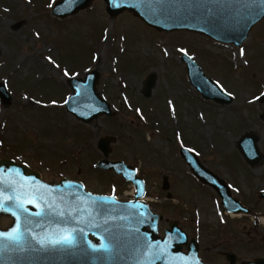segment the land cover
Returning a JSON list of instances; mask_svg holds the SVG:
<instances>
[{"label":"rangeland","instance_id":"1","mask_svg":"<svg viewBox=\"0 0 264 264\" xmlns=\"http://www.w3.org/2000/svg\"><path fill=\"white\" fill-rule=\"evenodd\" d=\"M56 1L0 0V83L11 96L7 104L0 100V158L27 165L45 182L78 180L90 193L132 200L131 183L95 167L104 158L99 139L115 137L107 159L139 171L161 237L176 222L197 241L205 263L227 264L229 251L237 264L263 258L264 160L250 168L236 142L254 132L264 156V18L237 47L187 31H156L127 11L110 17L104 0L58 19L51 14ZM183 51L231 96L229 103L202 98L192 87ZM90 70L99 74L96 90L112 116L84 124L64 103L71 94L67 79ZM180 147L223 178L249 213L228 215ZM9 223L0 221L3 228Z\"/></svg>","mask_w":264,"mask_h":264},{"label":"water","instance_id":"2","mask_svg":"<svg viewBox=\"0 0 264 264\" xmlns=\"http://www.w3.org/2000/svg\"><path fill=\"white\" fill-rule=\"evenodd\" d=\"M92 1L58 0L51 14L64 19L86 10ZM104 2L110 17L127 11L156 31H187L237 47L241 46L251 28L264 18V0ZM182 61L190 84L202 98L221 103L231 101V96L204 75L185 52ZM153 78L150 75L145 81L143 95L146 98L151 96ZM98 79L99 74L94 70L87 71L82 78L73 76L67 79L71 94L64 108L81 123L89 124L99 116H112L109 103L97 93ZM0 100L4 104L11 100L4 82L0 83ZM115 141L112 136L99 139L97 147L104 158L95 167L113 171L130 182L135 189L132 201L87 192L78 180L63 178L47 183L41 180L39 172L27 165L0 158V219L11 218L8 227L0 226V233L18 237L15 241L0 237V264H208L199 258L196 240L188 239L176 222L170 223L163 237L158 235L159 215L142 200L145 186L136 168L121 160L107 159L110 144ZM258 141V135L249 132L236 142L239 154L251 167L261 165L264 160ZM180 155L192 174L216 192L226 212L248 214L249 209L231 195L226 182L202 165L193 151L181 147ZM163 188H168L166 182ZM259 197L264 199L263 191ZM69 233L78 237L73 246L53 247L48 243ZM102 245H106L108 251H104ZM226 257L229 264H236L233 254L228 253ZM240 264H264V257Z\"/></svg>","mask_w":264,"mask_h":264},{"label":"snow or ice","instance_id":"3","mask_svg":"<svg viewBox=\"0 0 264 264\" xmlns=\"http://www.w3.org/2000/svg\"><path fill=\"white\" fill-rule=\"evenodd\" d=\"M130 178V177H129ZM23 211H27V209H23ZM15 215V213H13ZM0 237H5L9 240H17V236H13L11 233H0ZM78 237L69 233L68 235L61 236L59 239L49 240L48 243L51 244L53 247L55 246H65L70 247L77 241ZM43 246V245H42ZM104 251H108V247L106 245L101 246Z\"/></svg>","mask_w":264,"mask_h":264},{"label":"flooded vegetation","instance_id":"4","mask_svg":"<svg viewBox=\"0 0 264 264\" xmlns=\"http://www.w3.org/2000/svg\"><path fill=\"white\" fill-rule=\"evenodd\" d=\"M181 148V147H180ZM179 154H180V149H179ZM127 165H129V164H127ZM248 165V164H247ZM131 166V165H130ZM249 166V165H248ZM260 166H262V164L261 165H259V167ZM133 167V166H132ZM250 168H253V167H251V166H249ZM137 175L138 176H140L139 175V171L137 170ZM218 176V175H217ZM141 177V176H140ZM142 178V177H141ZM143 179V178H142ZM221 179H223V178H221ZM224 180V179H223ZM60 181V180H59ZM143 181H144V186H145V191H146V185H145V180L143 179ZM225 181V180H224ZM164 182H166V184L168 185V188H169V184H168V179L167 178H163V180H162V190H166V189H164L163 188V186H164ZM49 183V182H48ZM50 183H54V182H50ZM167 188V189H168ZM145 195V194H144ZM169 195H170V193H167V197L169 198ZM131 200V199H130ZM122 201V200H121ZM128 201V200H127ZM241 204V203H240ZM249 213V212H248ZM229 215V214H228ZM231 216V215H230ZM7 219H9L10 220V222H11V218H9V217H7ZM159 221H160V216H159ZM159 221H158V225H159ZM158 233H159V227H158ZM188 239H190V238H188ZM185 248V247H184ZM185 251V250H184ZM228 253H231V254H233L234 256H235V262L237 261V258H236V255L233 253V252H226V253H224V256H225V260H226V262H228L227 264H229V261L227 260V254ZM203 262V261H202ZM205 263V262H204ZM209 264V263H208Z\"/></svg>","mask_w":264,"mask_h":264},{"label":"bare ground","instance_id":"5","mask_svg":"<svg viewBox=\"0 0 264 264\" xmlns=\"http://www.w3.org/2000/svg\"><path fill=\"white\" fill-rule=\"evenodd\" d=\"M231 216H239V214H236V215H231Z\"/></svg>","mask_w":264,"mask_h":264}]
</instances>
